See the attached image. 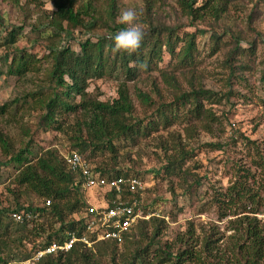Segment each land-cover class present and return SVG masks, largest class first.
<instances>
[{
  "label": "trees",
  "instance_id": "trees-1",
  "mask_svg": "<svg viewBox=\"0 0 264 264\" xmlns=\"http://www.w3.org/2000/svg\"><path fill=\"white\" fill-rule=\"evenodd\" d=\"M50 1L54 9L47 27L50 35L45 39L39 37L47 42V53L39 58L26 50L16 49L15 52L12 51L14 55L6 70L0 69V79L4 76L16 77L18 81L30 79L33 84L39 80L43 85H36L35 89L0 106V118L7 117L19 132L28 134L24 117L32 112L44 111L39 123L44 130L48 128L62 133L65 130L66 118L73 117L77 121L76 133L70 139L69 150L64 152V155L75 151L91 163L97 156L108 151L112 163L107 164L105 158H102L99 166L92 168L95 173L106 178L129 177L133 170L117 169L118 154L114 147L115 142L128 140L136 143L140 137H150L159 128L171 126L177 119L179 107L186 104L192 107L189 111L191 118L200 120V110L203 106L201 101L220 103V100H215V94L195 88L192 83L195 71L194 65L192 66L193 52L196 48L194 35L185 42L180 40L175 29L160 24L154 25L149 21L139 49L128 54L117 53L113 51V34L119 30L115 20L114 0H108L109 8L104 10L97 9L94 0ZM25 3L34 5L38 12V8H41L39 0H25ZM178 3L183 14L191 21L201 22L208 17L214 24L220 21L222 10L211 2L203 9L194 7L195 0H178ZM89 20L93 22L90 27L87 24ZM33 28L40 35L42 30L38 29L39 26ZM78 28L88 32L89 37L76 42L79 48L76 52L68 44L62 46L61 40L67 36L66 32H74ZM21 29L22 27H13L8 32L3 44L6 50H11L16 44ZM96 30H107L112 35L95 38ZM225 33L210 34V49L213 55L220 52L224 46L222 42L227 36ZM232 42L223 62L228 66L230 76H234L232 73L235 68L238 71L250 70L243 59L251 60L256 57L254 42H251L247 49L239 46L240 39L237 37H234ZM181 43L184 45H179ZM178 46L179 50L176 51ZM165 52L175 62L172 72L158 68ZM235 61L243 64L235 65ZM179 69L189 70L192 74V79L187 80L191 87L187 93H180L175 77V72ZM154 70L158 71L161 81L172 88L174 99L169 105L160 104L153 119H139L135 115L134 103L126 83L136 82L144 72L148 74ZM98 80L120 81L117 98L111 103H102L90 97L89 83ZM261 80L264 81V72ZM136 97L146 111L155 105L147 93L139 91ZM21 99L22 104L19 103ZM29 99L31 103L27 105ZM18 104L20 106L16 109ZM194 131L189 134L192 135ZM234 135L231 142L241 140L244 147L254 149L256 158L252 159L251 166L260 169L264 183V152L261 151V145L244 137L242 133L235 132ZM32 147L33 141L30 138L22 149L15 151V142L9 135L0 131V152L9 157L8 163H1L0 167L16 165L19 169L13 179L15 188L42 200V207L16 205L15 209H0V264L8 261V258L17 260L18 250L24 248L26 243L41 240L28 249V255H33L52 243L62 244L68 232L82 230V216L87 204L83 197L81 178L67 167L63 154L59 156L56 150L51 149L43 151L40 155L32 154ZM208 147L222 150L219 143L210 144ZM170 150L173 153L168 154ZM165 151L164 166L157 174H183V163L187 154L175 148ZM234 171L233 182L223 192L218 191L214 197L218 221L226 220V228L232 232L228 237L230 242L227 250H231L228 253L217 251L223 237L212 239L211 234L198 241L193 225H190L183 235H177L169 241L166 239L168 226L165 219L150 217L148 220L139 221L124 237L121 245L100 242L87 248L76 244L69 252L44 257L38 264H104V261H109L107 264H263L264 219L257 217L264 216L261 211L264 205V187L256 181V175L251 173L250 169L237 165ZM186 175L187 170L181 176L182 180ZM129 196L126 193L123 198ZM46 202H49L48 206ZM22 211L32 212L36 218L29 223H14L10 218L11 214ZM74 216L79 220L75 221ZM13 249L17 250V253L13 252Z\"/></svg>",
  "mask_w": 264,
  "mask_h": 264
},
{
  "label": "rangeland",
  "instance_id": "rangeland-1",
  "mask_svg": "<svg viewBox=\"0 0 264 264\" xmlns=\"http://www.w3.org/2000/svg\"><path fill=\"white\" fill-rule=\"evenodd\" d=\"M114 1L115 20L119 30L123 27L118 20L120 12L125 9H134L143 31L148 29V23L151 21L154 25L160 24L175 29L180 40L185 42L194 35L196 48L193 52L192 66L194 65L195 71H193L192 83L195 88L210 91L217 96L215 100H220L219 104L207 100L201 101L203 106L200 110V120L191 118L189 111L192 107L186 104L179 107L177 119L171 126L159 128L150 137H140L136 143L128 140L115 142L114 147L118 154L117 169L133 170L146 185L142 192V208L151 214V217L165 219L168 226L166 239L172 241L177 235H183L190 225H193L198 241H202L204 237L211 234H213L212 239L223 237L217 251L222 254L225 251L228 253L231 251L227 250L230 242L228 237L232 232L227 230L226 220L218 221L214 202L216 193L223 192L233 182L234 168L237 165L243 169H250L251 173L256 175V181L264 187L260 169L257 170L251 166L252 159L256 158L254 149L244 147L241 140H237L236 143L231 142L235 132L242 133L244 137L257 141L261 145V151L264 152V81L261 80L262 72H264V0H195V8L203 9L207 3L211 2L222 10L220 21L216 24L209 17L201 22L191 21L183 14L178 0ZM39 2L41 8H38V12L34 5H26L25 0H0L1 70H6L14 55L12 51L15 52L16 49L26 50L39 58L47 53V42L39 37L45 39L50 35L47 27L54 9L50 0H39ZM109 4L108 0H94V6L97 9H108ZM87 24L90 27L93 22L89 20ZM38 26V29L42 30L40 35L33 30L35 29L33 27ZM13 27H22L21 34L11 50H6L3 46L4 39ZM200 31L204 33L198 34ZM223 32L227 35L222 42L224 46L220 52L213 55L210 49V34L221 35ZM66 33L67 36L61 40L62 46L68 44L76 52L79 51L76 42L89 37L88 32L80 28ZM104 35L110 36L112 33L107 30H96L94 33L95 38H101ZM234 37L240 39L239 46L243 49L249 48L251 42H254L256 57L251 60L243 59L250 70L238 71L235 68L232 73L234 76H230V70L223 62L231 49ZM233 64L242 65L243 63L235 61ZM174 67V60L165 52L158 68L172 72ZM175 74L180 93L189 92L191 87L187 80L192 79L191 72L179 69ZM120 84L119 80L91 81L88 93L92 99L111 103L117 98ZM36 85L43 86L39 80L33 84L30 79L18 81L16 77H2L0 106L35 89ZM126 86L134 103L135 115L139 119L145 117L149 120L153 119L156 108L160 104L164 106L171 104L175 95L172 88L161 81L157 70L148 74L144 72L139 80L128 82ZM139 91L149 94L153 99L155 105L151 107V110L146 111L140 106L136 97ZM19 103L22 104L23 100L21 99ZM30 103L29 99L27 105ZM43 113L44 111H36L24 117L28 129L26 135L19 132L16 125L7 120V117L0 118V131L9 135L15 142V151L22 149L30 138L33 141L32 154L40 155L43 151L51 149L56 150L60 156L69 150L70 139L76 133L77 121L73 117L66 118L63 133L48 128L44 130L39 124ZM192 131L194 132L190 135ZM217 143L222 145L221 151L208 147L210 144ZM172 148L180 149L183 154H187L183 163L184 173L172 176L162 173L158 175L157 172L164 166L165 150ZM170 153L173 151L170 150L168 154ZM110 157V153L106 151L103 155L97 156L90 166L92 168L99 166L102 158H105L107 164H111ZM8 160L9 157L0 152V164L8 163ZM18 169L13 164L5 168L0 167V209L11 210L15 209L16 205L42 207L41 199L25 191L19 192L13 185ZM185 170L187 175L182 180L181 176L185 174ZM134 172L129 174L133 175ZM262 193V203H264V190ZM101 195L102 193L96 189L83 191L85 201L93 202ZM261 211L264 212V205ZM257 218L261 220L264 216ZM39 242L41 240L31 244L26 243L24 248L18 250L17 260L25 258L28 255V249ZM13 250L17 253V250ZM108 262L104 261V264Z\"/></svg>",
  "mask_w": 264,
  "mask_h": 264
},
{
  "label": "built area",
  "instance_id": "built-area-1",
  "mask_svg": "<svg viewBox=\"0 0 264 264\" xmlns=\"http://www.w3.org/2000/svg\"><path fill=\"white\" fill-rule=\"evenodd\" d=\"M67 167L81 178L82 191L96 189L102 193L93 202L86 201L87 207L82 216V230L68 232L62 244L52 243L21 260H8L2 264H38L47 256L69 252L76 244L91 248L100 242H113L121 245L124 237L134 226L143 220H148L151 214H146L142 208V192L146 185L137 176L102 177L90 166V162L81 154L72 151L63 155ZM129 194L123 198L124 194ZM111 195V197H109ZM49 202H46V206ZM14 223H29L36 216L32 212L22 211L11 214ZM78 221L79 218L74 216Z\"/></svg>",
  "mask_w": 264,
  "mask_h": 264
},
{
  "label": "clouds",
  "instance_id": "clouds-1",
  "mask_svg": "<svg viewBox=\"0 0 264 264\" xmlns=\"http://www.w3.org/2000/svg\"><path fill=\"white\" fill-rule=\"evenodd\" d=\"M137 15L134 9L120 12L118 20L123 27L113 36V51L128 54L139 49L145 33L139 25Z\"/></svg>",
  "mask_w": 264,
  "mask_h": 264
}]
</instances>
